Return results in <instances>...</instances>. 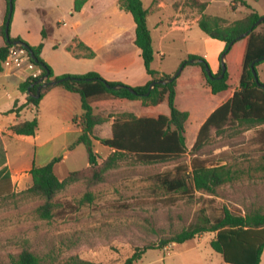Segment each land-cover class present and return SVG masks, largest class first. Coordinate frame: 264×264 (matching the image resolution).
Wrapping results in <instances>:
<instances>
[{"label":"rangeland","instance_id":"obj_1","mask_svg":"<svg viewBox=\"0 0 264 264\" xmlns=\"http://www.w3.org/2000/svg\"><path fill=\"white\" fill-rule=\"evenodd\" d=\"M42 1L37 0V3ZM142 1L151 10L148 23L155 48L153 68L175 74L190 53L204 57L208 63L214 62L216 40L209 37L197 22H192L186 30L171 28V17L177 13L174 0H165L168 6L155 10L156 0ZM205 1L209 3L206 10L209 14L228 19L239 15L234 13L231 0ZM246 1L264 13V0ZM19 2L24 5L31 3L29 0ZM19 75L11 69L0 72V107L23 97L19 89ZM259 75L264 82V64L259 69ZM196 78L189 65L180 74L177 104L180 109L190 112L186 125L187 151L181 158L143 164L127 156L118 167L105 174L103 182L88 186L86 180H80L59 193L54 199L57 206L50 218H42L36 212L43 199L22 193L30 187L27 178L15 185L11 178L5 179L0 185V263L9 262L23 248H29L41 258L42 264H66L72 258H80L90 264H122L137 248L159 244L161 240L196 223L202 210L211 216L221 215L223 206L235 214L256 209L264 211V175L255 169L263 152L254 139L255 128L240 131L228 128L221 134L212 129L208 143L197 152L202 158L227 163L240 170L238 178L218 188L216 194L199 191L193 197H182L165 192L152 178L180 163L189 164L195 156L193 144L201 114L204 106L211 102L210 95L199 88L200 82ZM71 94L79 101L48 97L39 112L35 107L23 112V119H33L38 115V143L59 133L67 123L75 129L66 117L80 114L82 109L80 96ZM128 108L113 111L131 110L137 115L154 116L159 111L169 113L167 102H163L157 110L149 109L147 112L138 106ZM97 136L100 137L99 134ZM78 137L79 134L71 132L53 138L51 144L37 146L23 139L8 138L5 145H0V167L6 158L11 159V172L33 160L36 165H45L53 159H60L55 163L54 171L58 178H66L71 172L89 165L88 150L84 144H78L71 152H64L70 146L63 147V143L68 141L70 145ZM94 149L99 162L112 152L108 146L95 140ZM88 193L91 199L86 196ZM215 236L216 232L205 233L200 236L203 239L179 243L170 250L148 249L136 264H205L210 260L211 264H225L222 256L210 245V238Z\"/></svg>","mask_w":264,"mask_h":264},{"label":"trees","instance_id":"obj_2","mask_svg":"<svg viewBox=\"0 0 264 264\" xmlns=\"http://www.w3.org/2000/svg\"><path fill=\"white\" fill-rule=\"evenodd\" d=\"M88 0H74V11H80ZM204 11L207 2L192 0ZM245 7V14L229 22L223 17L202 13L199 27L211 38L225 43L227 69L223 78H218L223 67L209 76L206 68L210 67L204 57L189 54L185 66H197L201 71L202 84L208 87L213 94H219L224 99L201 124L196 140L193 144L194 157L189 164L180 163L172 170H166L152 176L154 181L167 193H176L182 197H193L196 192L216 194L221 186L234 182L239 176V169L233 166L202 158L197 152L202 149L211 137L212 129L216 133H223L228 128L241 129L255 128L254 139L260 144L262 155L256 170L264 175V87L260 86L252 72L251 64L254 60L264 57V15L255 10L246 0H231ZM4 23L0 27V35L5 39V28L9 14V0ZM16 5V0H12ZM121 8L127 10L136 24L135 44L141 50L145 69L150 80L142 86H130L122 82L109 81L99 73L90 71L85 74H64L54 76L51 66L41 57L43 44L30 46L38 62L43 68V75L48 73L47 81L65 78L58 86L67 91L78 93L81 97L82 120L81 133L71 149L78 144H84L88 150L89 165L82 170L71 172L60 180L54 171V165L60 159H53L45 165L34 164L30 170L32 185L22 193L28 197L43 199L36 212L42 218L52 217L57 204L56 196L69 185L86 180L88 186H93L105 179V174L120 165L123 159L131 156L134 161L143 164L163 163L181 158L187 151L186 125L190 118L188 110H182L177 104V79L166 84H156L149 92L152 82L169 79L174 74L162 73L152 67L155 59V49L151 30L148 24L149 9L142 0H119ZM14 13V12H13ZM13 15V14H12ZM261 18L263 20L246 37L237 40L239 36L251 29ZM12 17L10 18L11 27ZM12 41L21 40V37L12 38ZM237 40L228 49L229 44ZM25 42V41H24ZM13 43L6 40L0 47V72L4 71V60ZM23 47V46H20ZM28 50V49H27ZM29 51V50H28ZM221 53V55H222ZM91 55H94L92 53ZM220 55V60H221ZM192 59L201 61L191 62ZM258 62L255 67L259 75ZM233 67V71H230ZM259 79L264 83L259 75ZM37 79L27 78L19 85V89L27 93L25 104L18 106L14 103L9 112L19 113L27 105H33L38 112L39 104L44 95L54 86L44 87L41 96L36 97L39 84ZM108 85H123V88L114 89ZM134 89L136 93L130 91ZM149 92V94H147ZM167 102L169 113H160L157 116H139L132 111L114 112L117 108L132 106L146 110L147 107L157 106ZM111 123V137L100 138L94 134L98 125ZM14 134L36 135L39 130V119L19 121L10 127ZM94 140L112 149L110 155L99 162V156L94 149ZM86 196L91 199L90 193ZM216 232L211 240L212 248L220 253L224 260L232 264H260L264 250V211L256 209L245 214H235L227 206H223L219 216H211L202 210L198 221L174 236L161 240L159 244H150L144 248H137L122 264H136L148 249L164 248L170 243H183L205 233ZM0 264H42L41 258L29 248H23L19 254L13 256L9 262ZM66 264H90V262L72 258Z\"/></svg>","mask_w":264,"mask_h":264},{"label":"crops","instance_id":"obj_3","mask_svg":"<svg viewBox=\"0 0 264 264\" xmlns=\"http://www.w3.org/2000/svg\"><path fill=\"white\" fill-rule=\"evenodd\" d=\"M29 1L31 3L24 5L20 3L19 0H16L10 27V36L12 38L21 37L31 46L43 44L41 57L51 66L55 77L62 76L64 74H85L90 71H95L106 80L122 82L130 86H142L150 80V76L148 75L144 66L141 50L135 44L136 24L134 23L132 15L127 10L120 7L119 0H88L80 11H74V0H43L41 3H37V0ZM205 2H207V7L202 12L192 0H174L173 6L176 8L177 13L171 17V28L173 30H186L191 27L192 22L198 23L202 13L209 14L206 12L209 3L208 1ZM230 5L234 10V13H239L237 17L228 19L220 15L215 16H220L229 22H233L245 14V7H242L239 4L234 6L232 1ZM167 6L168 4L165 0H156V5L153 10L157 8H165ZM6 11V0H0V27L4 23ZM258 12L264 15V13L260 11ZM150 13L151 10L149 9V16ZM64 19H66V21H64ZM215 40L216 59L214 62L209 61V64L211 70L214 73H217L221 64L220 55L225 48V43L217 39ZM206 41L210 40L207 39ZM5 43L6 39L0 35V47L5 45ZM92 53H94V55H91ZM261 65L258 66V71L261 68ZM189 67L191 72L197 77L196 80L200 82L199 88L203 89L211 97V102L206 104L203 108L201 114L202 118L200 119L201 122L198 125L200 128L201 124L224 99L219 94H213L208 87H205L202 84V76L199 67L191 65H189ZM19 77L21 80L20 83L24 81L23 77L20 75ZM180 81L181 79L179 76L177 78V100L180 92ZM21 92L23 94L22 98H17L12 104H8L6 107H0V145H5V140L11 137H14L18 140L23 139L29 144L37 146L51 144L54 141L53 138L59 135L69 134L71 132L80 135L82 130V110L80 114L72 115V117H66V121L71 122L75 129H72L69 123H67L61 127L59 133L51 135L41 143L37 142V140L40 139L38 134H14L10 127L19 121L31 120L27 118L23 119L22 115L26 109L29 107H34L33 105H27L26 108H24L19 113L9 112V110L13 108L16 101L18 102V106L26 103L27 93L23 91ZM71 93L73 92L67 91L61 86H54L44 95L40 101L38 112L41 104L46 98L48 99V97H51V99L55 97H65L69 100H77L78 98H75L76 96H72ZM161 105L162 103L157 106L147 107L144 112H147L149 109L157 110ZM160 113L161 112L159 111L157 115ZM111 123L112 122H106L103 125L96 126L94 129V134L96 136L99 134L100 138L111 137ZM72 144L69 145L68 141L64 142L63 147L70 146L69 148H65L64 152H71V150H73L71 149ZM34 164H36L35 160L32 162L30 161L29 164L17 168L14 172H11V159L6 158L5 163L0 167V185L7 178H11L14 185L15 183L21 184L22 181L27 178L31 186L32 177L30 170ZM59 179L63 180L64 178L62 179L59 177ZM200 236L196 238L203 239ZM213 238L214 237L210 238V245ZM176 244L179 243H170L164 248L159 249L170 250V248ZM224 263L232 264L226 262L225 260ZM205 264H211V260L206 261ZM260 264H264V250L261 255Z\"/></svg>","mask_w":264,"mask_h":264},{"label":"water","instance_id":"obj_4","mask_svg":"<svg viewBox=\"0 0 264 264\" xmlns=\"http://www.w3.org/2000/svg\"><path fill=\"white\" fill-rule=\"evenodd\" d=\"M9 1H10V3H9V14H8V20L6 22V28H5L6 40L9 43H13V44H16V45H21V46L25 47L26 49H28L29 52H30V54H31V56H32V58L36 62H38V59H37L34 51L30 48V46L26 42L21 41V40H17V41H12L11 40V36H10V18L12 17V14L14 12V5L12 3V0H9ZM262 20H263V18H261L258 22H256V24L251 29H249L248 31H246L245 33H243L241 36H239L237 38V40L242 39V38L246 37L247 35H249L254 30V28L258 24H260V22ZM237 40L232 41L229 44L228 49L231 48ZM262 60H264V57L258 58L256 60H254L252 62V64H251V67H252V72H253V74L255 76L256 81L258 82V84L260 86L264 87V83H262L260 81L258 72H257L256 67H255V65L258 62L262 61ZM198 61H201V60H199V59H192L191 60V62H193V63L194 62H198ZM226 62H227V57H226V51H225L221 55V65L223 67V70H222V73L220 74V76H218V78H223L224 77L225 72H226V69H227ZM184 67H185V63H183L180 66V68L178 69V71L171 78H169V79H162V80H157V81L152 82L151 85L149 86V92L153 89V87L156 84H160V83L166 84V83L172 82L173 80L177 79L180 76V74L182 73ZM206 71H207V73H208L209 76L213 77L212 70H211L210 67L207 66ZM47 77H48V73L45 74L43 77H41V78H39V79L36 80L35 84H39L38 89H37V93H36V97H40L41 96V90H42V88L48 87V86L57 85V84H59V83H61V82H63L65 80V78H60V79H56V80L47 81L46 80ZM108 87H112L114 89H120V88H123V85H114V86L108 85ZM130 91L133 92V93H136V91L134 89H132V88L130 89ZM149 92L147 94H149Z\"/></svg>","mask_w":264,"mask_h":264},{"label":"built area","instance_id":"obj_5","mask_svg":"<svg viewBox=\"0 0 264 264\" xmlns=\"http://www.w3.org/2000/svg\"><path fill=\"white\" fill-rule=\"evenodd\" d=\"M20 46L13 44L10 47L3 63L4 68L16 70L24 80L27 78L39 79L43 77V68L33 60L30 52L25 47Z\"/></svg>","mask_w":264,"mask_h":264}]
</instances>
